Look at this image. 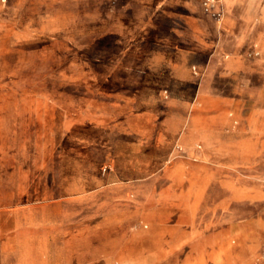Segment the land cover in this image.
<instances>
[{
	"label": "rangeland",
	"instance_id": "374dc122",
	"mask_svg": "<svg viewBox=\"0 0 264 264\" xmlns=\"http://www.w3.org/2000/svg\"><path fill=\"white\" fill-rule=\"evenodd\" d=\"M221 1L0 2V264H264V52Z\"/></svg>",
	"mask_w": 264,
	"mask_h": 264
},
{
	"label": "crops",
	"instance_id": "0c3cea01",
	"mask_svg": "<svg viewBox=\"0 0 264 264\" xmlns=\"http://www.w3.org/2000/svg\"><path fill=\"white\" fill-rule=\"evenodd\" d=\"M226 2L230 3H246V5H244V9L245 10H240L243 14V18L245 23L242 22L240 29H244L246 28L248 31L249 29H255L256 34L260 36L259 38V42L261 45V48L264 52V5L260 4V2H263V0H255L257 3H253V2H249V1H245V0H225ZM199 3V1H198ZM200 4V3H199ZM201 7V6H200ZM241 7V6H240ZM209 18V17H208ZM210 19V18H209ZM214 24H216V22L213 21ZM257 113V112H256ZM255 114V112H254ZM254 115L252 113H247L245 111L244 114H240V117H243V121L245 120V122H250L251 118ZM254 129V127H250V130ZM172 252L167 251L166 253H164V255H168Z\"/></svg>",
	"mask_w": 264,
	"mask_h": 264
},
{
	"label": "built area",
	"instance_id": "2783aa9c",
	"mask_svg": "<svg viewBox=\"0 0 264 264\" xmlns=\"http://www.w3.org/2000/svg\"><path fill=\"white\" fill-rule=\"evenodd\" d=\"M5 0H0L3 2ZM202 12L216 23H220L225 14L224 5L221 0H198Z\"/></svg>",
	"mask_w": 264,
	"mask_h": 264
}]
</instances>
